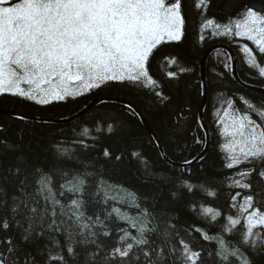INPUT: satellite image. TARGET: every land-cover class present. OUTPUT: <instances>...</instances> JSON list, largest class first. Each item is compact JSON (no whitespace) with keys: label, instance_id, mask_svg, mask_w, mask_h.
<instances>
[{"label":"snow or ice","instance_id":"6c2138e0","mask_svg":"<svg viewBox=\"0 0 264 264\" xmlns=\"http://www.w3.org/2000/svg\"><path fill=\"white\" fill-rule=\"evenodd\" d=\"M259 2L257 7L242 0L224 21L207 16L212 0H194V7L201 20L198 40L205 41L209 31L213 38L226 37L239 47L247 66L264 78V0ZM185 36L183 0H0V95L46 106L115 83L147 87L156 100L171 103V93L165 96L151 62L162 47L181 43ZM178 59L170 53L163 56L165 64L178 69L165 73L175 90L181 87V74L189 71ZM232 59L228 57L229 62ZM208 91L209 84L202 81L201 95ZM126 107L133 110L131 104ZM197 123L203 131L197 143L207 147L212 132L222 138L224 166L235 173L228 177V187L241 190L230 196V209L236 214L224 217L220 233L212 236L195 229L204 240L215 242V248L194 242L189 231L173 222L176 217L170 209L157 208V193L141 198L126 190L139 209L136 217L115 206L109 211L104 206L115 197L108 195V185L90 182L93 173L69 167L73 160L79 161L69 148L52 145L60 162L45 168L37 160L48 148L39 140L35 147L31 141L24 145L22 129L21 142L0 137V158L5 152L14 154L8 165L0 164V264H264V100L246 94L225 98L218 93L212 129L202 117ZM127 131V121L105 111L96 117L93 128L84 127L80 133L92 143L83 139L78 143L87 151L102 136L121 137ZM5 132L0 124V133ZM102 155L113 166L124 159L108 148ZM130 155L140 160L146 174H152L146 158L137 152ZM183 183L192 190L189 182ZM206 191L209 196L217 194ZM141 200L153 210L141 208ZM201 213L212 221L223 215L204 205ZM116 221H125L128 227ZM113 232L118 234L114 242ZM237 232L236 243L223 238V233Z\"/></svg>","mask_w":264,"mask_h":264},{"label":"trees","instance_id":"16d2710c","mask_svg":"<svg viewBox=\"0 0 264 264\" xmlns=\"http://www.w3.org/2000/svg\"><path fill=\"white\" fill-rule=\"evenodd\" d=\"M241 2L242 0H212L207 16L224 21L228 14L235 13L236 7ZM251 2L257 7L260 6L259 0H251ZM183 4L186 13L185 38L181 43L162 47L151 62V72L154 78L163 83L165 96L171 93V103L166 101L161 103L156 100L147 87L133 88L115 83L83 97L69 99L67 102H54L46 106L5 94L0 95V110L14 111L25 116L43 119V122L46 121L47 124L36 120L21 121L9 114H0V124H3L6 129L5 133H0V137L6 136L10 141L21 142L18 134L23 129L22 143L24 145H28L31 141L32 146L35 147L36 141L39 140L43 146L48 148L47 152L40 153L37 160V163L45 168L52 165L54 161L60 162L55 157L52 145L61 143L69 148L72 155L79 158L78 162L73 160L69 163V167L79 169L81 172L93 173L94 177H89L90 182L95 179L108 185V195L115 197L104 206L109 211L112 206H115L130 216L136 217L139 209L127 197V191L135 192L141 198L157 193L160 196L157 208L163 205L170 209L172 215L176 217L173 222L189 231V234L195 238L194 242L210 250L215 248V242L204 240L195 229H204L212 236L220 233L221 226L225 222L224 217L228 214H236L235 209H230V196L236 191H241L228 187L230 183L228 177L234 176L235 173L224 166V153L219 147L223 140L215 132L211 134L209 149L202 161L190 167H177L162 158L154 139L139 117L121 104L103 102L77 119L62 123L48 122V120L67 119L81 111L94 99L118 98L134 104L142 112L157 133L164 152L170 160L181 163L196 157L204 148V145L196 142L197 138L203 139V131L197 123L201 102L200 59L203 52L212 44L224 42L235 51L239 75L244 82L264 86V78H260L256 70L247 66L239 47L226 37L213 38L209 31L206 32L208 38L200 42L197 36V29L201 22L200 13L194 7V0H183ZM241 42L252 46L250 42ZM169 53L177 56L179 64L189 69L181 74L179 90L173 89L174 82L169 81L165 76L166 71L178 70L176 66L164 63L163 56ZM228 57L227 52L218 50L210 56L207 64L209 91L204 118L210 130L213 127V104L218 99V93L222 92L225 98L229 95L246 94L254 100H264V95L243 88L232 78ZM226 63L229 64L228 67L224 66ZM212 86H216V91L212 90ZM105 111L118 114L120 118L127 121L128 131L121 137L102 136L95 148L85 151L78 141L81 139L87 143H92V141L88 137L81 136L80 133L84 127L93 128L96 117ZM104 148L114 153H122L124 157L122 163L113 166L106 162L102 155ZM131 152L140 153L143 158H146L152 174H146L144 165L138 158L132 157ZM13 159V153L5 152L0 158V164L8 165ZM63 159L67 162L66 158ZM162 177L165 179L162 180ZM55 180L58 184L63 183L59 177H55ZM185 181L193 186L191 191L184 186ZM121 185L122 188L119 187ZM206 189L214 190L217 193L216 196H209ZM173 193H175L174 196ZM65 195L71 198L70 193H65ZM193 205H195V210H193ZM201 205L219 209L223 215L216 221H212L210 215H202ZM143 207H148L150 211L153 210L150 205L141 200V208ZM116 223L122 227H128L125 221H116ZM129 231L134 232V229L129 228ZM223 238L236 243L239 235L238 232L236 234L223 233ZM117 239L118 234L113 232L112 242Z\"/></svg>","mask_w":264,"mask_h":264},{"label":"water","instance_id":"95a60500","mask_svg":"<svg viewBox=\"0 0 264 264\" xmlns=\"http://www.w3.org/2000/svg\"><path fill=\"white\" fill-rule=\"evenodd\" d=\"M218 50H223V51L227 52L229 54V56L233 57V59L230 61L231 75H232V78L240 86H242L245 89L251 90L253 92L259 93L261 95H264V86H256V85L248 84L242 80L241 76L239 75V71H238L237 55H236L235 51L233 50V48L224 42H217L215 44H212L203 52L201 59H200V82H202V81L207 82L208 60H209L210 56ZM103 102H115V103L121 104L123 106H127L128 104H131L133 106L132 111L135 112V114L141 120L143 126L151 134L152 138L154 139V141L158 147V150H159L162 158L165 161H167L168 163H170L174 166H177V167H190V166H193V165L199 163L200 161H202L205 158V156L208 152L210 143L207 145V147L204 146L203 150L196 157H194L192 160H190L191 164H186L185 162L177 163V162L170 160L164 152V149H163V146L161 144L160 139H158V142H157V138H159L157 133L155 132L154 128L148 123V121L146 120V118L144 117L142 112L139 109H137L134 104H132L128 101H125V100L118 99V98L103 97V98L94 99L87 106H85L81 111L76 113L75 115H73L67 119L48 120V122L62 123V122H67V121H70L73 119H77L80 116L84 115L86 112H88L91 108H93V107H95L98 104L103 103ZM206 105H207V96L201 95V102H200L197 118H198V116L202 117L204 122L207 124V122L204 118V110H205ZM0 114H9V115L14 116V117L22 115L20 113H17L14 111H9V110H0ZM22 116H24L26 118L25 120H36L38 122L44 121L43 119H39V118H33V117L25 116V115H22Z\"/></svg>","mask_w":264,"mask_h":264}]
</instances>
